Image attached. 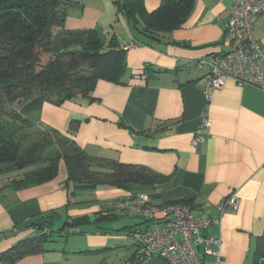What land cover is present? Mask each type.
<instances>
[{
    "label": "crops",
    "instance_id": "obj_1",
    "mask_svg": "<svg viewBox=\"0 0 264 264\" xmlns=\"http://www.w3.org/2000/svg\"><path fill=\"white\" fill-rule=\"evenodd\" d=\"M71 1L76 5L56 32L99 29L107 38L114 35L124 51V85L99 80L91 93L94 102L78 96L60 106L44 103L40 125L73 141L95 167L115 162L148 169L160 180L139 192L154 204L184 202L193 215H208L207 235L221 239L220 261L205 256L203 264H252L257 239L264 236V89L229 80L206 103L201 89L207 71L189 64L224 50L225 13L232 0H194L180 28L155 38L136 31L118 9L119 0ZM143 1L148 13L162 2ZM252 35L264 56V13ZM131 43L137 47L124 49ZM202 113L210 125L204 141L192 147ZM26 171L0 175V264H137L131 233L145 229L146 221L100 219L114 215L117 199L136 188L101 180L66 187L61 162L53 180L11 187ZM232 193L238 208L221 214L218 205ZM51 214L57 237L44 244L42 254L14 263L1 259L33 236L38 219ZM83 217L88 223L70 226ZM145 264L167 263L151 258Z\"/></svg>",
    "mask_w": 264,
    "mask_h": 264
},
{
    "label": "trees",
    "instance_id": "obj_2",
    "mask_svg": "<svg viewBox=\"0 0 264 264\" xmlns=\"http://www.w3.org/2000/svg\"><path fill=\"white\" fill-rule=\"evenodd\" d=\"M75 5L71 0H0V175L31 169L10 185L28 188L53 180L61 162L66 187L70 183L88 187L101 180L139 192L160 178L148 169L115 162L95 167L94 159L86 157L73 141L39 123L44 103L60 106L78 96L94 102L91 93L99 80L124 85V51L114 35L107 38L99 29L56 32L63 29L67 11ZM193 6L194 0H162L148 13L143 0L118 2V9L136 31L151 38L180 28ZM3 104L19 105L24 119L14 115L2 120ZM36 122L42 136L23 149L24 127ZM54 216L38 219L33 236L3 253L1 259L14 263L42 254L44 244L57 237L50 228ZM111 217L118 216L100 215L103 220ZM81 221L88 223L83 217L73 219L70 226ZM252 264H264V236L257 239Z\"/></svg>",
    "mask_w": 264,
    "mask_h": 264
},
{
    "label": "built area",
    "instance_id": "obj_3",
    "mask_svg": "<svg viewBox=\"0 0 264 264\" xmlns=\"http://www.w3.org/2000/svg\"><path fill=\"white\" fill-rule=\"evenodd\" d=\"M262 13L264 0H232L225 13L224 50L189 63L207 71L201 89L206 103L210 102L211 93L220 90L229 80L238 87L264 89V56L252 35V28ZM136 47L131 43L124 49ZM209 125V119L202 113L192 147L204 141L203 130ZM238 206L239 199L232 193L218 205V211L223 214ZM114 215L138 217L147 223L145 229L131 233L137 264H145L151 258H159L167 264H203L205 256L220 261L221 239L207 235L211 219L208 215H193L187 205H156L148 194L130 192L117 199Z\"/></svg>",
    "mask_w": 264,
    "mask_h": 264
},
{
    "label": "rangeland",
    "instance_id": "obj_4",
    "mask_svg": "<svg viewBox=\"0 0 264 264\" xmlns=\"http://www.w3.org/2000/svg\"><path fill=\"white\" fill-rule=\"evenodd\" d=\"M2 120H10V116L14 117V115H18L21 119H24L20 114V106L17 104H3L2 105ZM9 116V117H8ZM24 127V126H23ZM25 131V138L22 144L23 149H27L29 145L35 140H39L41 138V127L36 123H30L27 127H24ZM59 149L62 147L59 145ZM28 170V169H26ZM25 170V171H26ZM31 170V169H29Z\"/></svg>",
    "mask_w": 264,
    "mask_h": 264
}]
</instances>
